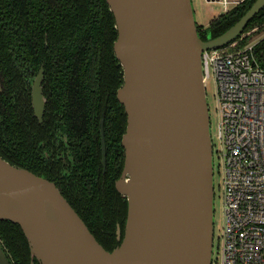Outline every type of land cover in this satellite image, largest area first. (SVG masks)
Wrapping results in <instances>:
<instances>
[{"label":"water","instance_id":"1","mask_svg":"<svg viewBox=\"0 0 264 264\" xmlns=\"http://www.w3.org/2000/svg\"><path fill=\"white\" fill-rule=\"evenodd\" d=\"M126 115L123 168L114 188L126 200L119 245L106 251L54 183L0 157V221L20 228L38 264H213L217 183L202 53L225 47L264 9L255 0L224 33L198 36L191 0H106ZM40 74L32 105L42 115ZM101 129L103 168L105 145ZM34 264L33 262H30ZM0 264H9L0 246Z\"/></svg>","mask_w":264,"mask_h":264},{"label":"trees","instance_id":"2","mask_svg":"<svg viewBox=\"0 0 264 264\" xmlns=\"http://www.w3.org/2000/svg\"><path fill=\"white\" fill-rule=\"evenodd\" d=\"M254 1L244 0L207 26L197 25L198 36L203 41L208 34L217 38ZM253 28L264 29V9L243 33ZM116 35L106 0H0V157L41 176L34 161L36 122L30 101L22 94L23 80L42 63L48 117L54 119V131L68 133L76 168L71 194L68 188L59 192L106 251L119 245L117 227L123 238L127 214L125 197L114 188L124 163L120 140L126 124L115 95L123 81L113 54ZM254 56L264 68V39ZM100 122L106 145L104 174ZM0 245L11 264H38L18 225L7 220L0 221Z\"/></svg>","mask_w":264,"mask_h":264},{"label":"built area","instance_id":"3","mask_svg":"<svg viewBox=\"0 0 264 264\" xmlns=\"http://www.w3.org/2000/svg\"><path fill=\"white\" fill-rule=\"evenodd\" d=\"M202 1L226 13L244 0ZM257 30L201 56L205 84H214L211 138L222 208L213 264H264V68L254 56L258 43L248 42Z\"/></svg>","mask_w":264,"mask_h":264},{"label":"flooded vegetation","instance_id":"4","mask_svg":"<svg viewBox=\"0 0 264 264\" xmlns=\"http://www.w3.org/2000/svg\"><path fill=\"white\" fill-rule=\"evenodd\" d=\"M46 35L44 36L43 45L46 47ZM44 64H40L32 76L28 79L25 78L24 81V92L23 97L29 99L30 101V109L33 119L36 122L35 130H37V135L35 136V164L37 166V170L40 172L41 176L51 181L56 185L59 191H64L65 188L69 189L71 194V177L75 175L76 168L74 163V158L70 153V147L68 146V133H64L62 131H54L52 122L54 119L49 118L48 110H47V98L44 94V88L47 82L44 80ZM40 74V88H41V96L45 99L43 110L41 112V116L35 114L33 105H32V87L35 84V80L37 76ZM19 91H21L19 89ZM21 96V92H19ZM18 97V99H19ZM18 116L22 114V111L16 112ZM24 115V114H23ZM26 119V117H25ZM101 123V122H100ZM103 144L104 136H103ZM100 145H101V132H100ZM102 157V145L100 146V162ZM105 162H106V145H105ZM107 163V162H106ZM102 165V162H101ZM103 168V166H102ZM106 165L103 168L102 174H104ZM65 192V191H64ZM1 246V245H0ZM2 247V246H1ZM3 248V247H2ZM4 250V249H3ZM6 254V252H5ZM9 264H11L9 257Z\"/></svg>","mask_w":264,"mask_h":264},{"label":"rangeland","instance_id":"5","mask_svg":"<svg viewBox=\"0 0 264 264\" xmlns=\"http://www.w3.org/2000/svg\"><path fill=\"white\" fill-rule=\"evenodd\" d=\"M192 8L195 11V22L198 26L207 25L212 19L216 18V16L223 13L222 5L220 3H206L202 0H191ZM251 36V37H250ZM249 36L248 42L259 43L262 39H264V29L257 30L256 33H253ZM206 93H207V104L210 109V117H211V126L213 127L216 121V114L214 109V84L212 80L206 82ZM216 185V184H215ZM216 192V191H215ZM214 218L213 223L215 225V234L222 228V208L221 201L219 199V192H216L214 201Z\"/></svg>","mask_w":264,"mask_h":264},{"label":"crops","instance_id":"6","mask_svg":"<svg viewBox=\"0 0 264 264\" xmlns=\"http://www.w3.org/2000/svg\"><path fill=\"white\" fill-rule=\"evenodd\" d=\"M208 25V24H207ZM207 25H205V26H207Z\"/></svg>","mask_w":264,"mask_h":264}]
</instances>
